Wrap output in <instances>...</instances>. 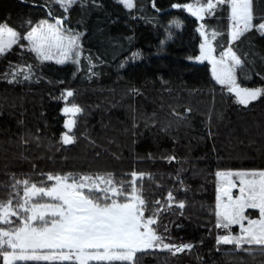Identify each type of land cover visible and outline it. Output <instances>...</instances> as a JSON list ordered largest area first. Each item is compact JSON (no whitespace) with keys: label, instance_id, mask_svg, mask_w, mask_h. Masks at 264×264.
Listing matches in <instances>:
<instances>
[{"label":"trees","instance_id":"1","mask_svg":"<svg viewBox=\"0 0 264 264\" xmlns=\"http://www.w3.org/2000/svg\"><path fill=\"white\" fill-rule=\"evenodd\" d=\"M133 1L131 9L115 0L63 9L54 0H0V25L17 37L0 53V209L15 213L0 221V235L21 227L26 188L87 179L93 189L83 194L97 205L137 196L169 246L91 264H264V246L219 241L237 228L219 229L216 209L217 173L264 172V0H250L251 27L228 46L236 83L256 93L249 102L196 61L201 28L219 36L217 53L227 48L226 4L199 20L185 10L192 0ZM45 19L82 34L77 71L28 47L25 36ZM7 251L0 241V264Z\"/></svg>","mask_w":264,"mask_h":264},{"label":"rangeland","instance_id":"2","mask_svg":"<svg viewBox=\"0 0 264 264\" xmlns=\"http://www.w3.org/2000/svg\"><path fill=\"white\" fill-rule=\"evenodd\" d=\"M54 1L65 9L78 0ZM115 1L126 9L134 5L133 0ZM218 4L229 7L227 48L217 53L219 36L201 28V36L209 43L210 51L206 56L201 53L196 61L208 64L216 84L227 90L236 88L238 98L247 101L256 97V93L242 90L236 83L235 70L239 61L228 46L251 27L250 0H192L185 10L200 20L212 15ZM259 29L264 34V22ZM25 37L28 47L41 61L69 65L74 71L78 70L82 34L69 31L62 23L45 19ZM16 38L11 29L0 25V53L14 44ZM87 189H93L87 179L73 183L64 178L54 179L49 188H26L21 206L25 218L21 227L12 232L2 231L0 235L2 245L8 249L3 253L2 264L18 261L132 262L136 252L168 249V244L157 241L152 221L143 217L137 196L132 195L124 203L101 206L83 194ZM216 209L219 229L237 228L236 233L228 231L221 235L220 242L238 247L264 246V172L217 173ZM247 211H257L259 216L249 218ZM12 216L15 213L9 207L0 209V221H9ZM42 221L48 223H39Z\"/></svg>","mask_w":264,"mask_h":264},{"label":"water","instance_id":"3","mask_svg":"<svg viewBox=\"0 0 264 264\" xmlns=\"http://www.w3.org/2000/svg\"><path fill=\"white\" fill-rule=\"evenodd\" d=\"M202 42H203V44H202V54L204 56H206L209 53V51H210V45L207 42V40L203 37V35H202ZM232 90L236 91V88H232Z\"/></svg>","mask_w":264,"mask_h":264}]
</instances>
